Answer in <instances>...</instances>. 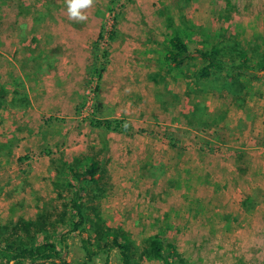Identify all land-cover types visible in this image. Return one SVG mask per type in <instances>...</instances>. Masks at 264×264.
I'll return each instance as SVG.
<instances>
[{
  "label": "rangeland",
  "instance_id": "374dc122",
  "mask_svg": "<svg viewBox=\"0 0 264 264\" xmlns=\"http://www.w3.org/2000/svg\"><path fill=\"white\" fill-rule=\"evenodd\" d=\"M86 14L70 20L66 0H0V225L45 205L59 214L69 197L60 160L87 156L105 169L102 217L136 245L158 234L185 264H264V77L241 79L240 108L226 93L193 92L200 62L179 71L163 59L167 40L190 27L191 47L214 44L223 28L263 52L264 0H95ZM113 24L116 39L100 44L107 67L90 83L93 44ZM56 96L66 110L46 114ZM195 104L215 127L195 125ZM68 244L65 262L50 264H80L78 239Z\"/></svg>",
  "mask_w": 264,
  "mask_h": 264
},
{
  "label": "trees",
  "instance_id": "16d2710c",
  "mask_svg": "<svg viewBox=\"0 0 264 264\" xmlns=\"http://www.w3.org/2000/svg\"><path fill=\"white\" fill-rule=\"evenodd\" d=\"M116 6L117 1H111L108 7L115 20L119 16V13L114 12ZM114 24L109 32H105L102 26L93 44V62L86 72L90 83L99 82L107 67L109 53L106 49L101 50L100 44L105 34L109 42L116 39ZM192 30L191 27L179 29L167 40L164 61L179 71L185 68L187 71L190 61L200 62L201 65L191 73L193 92L201 89L223 92L241 108L249 93L247 82L241 79L245 76L250 81L252 78L264 77V74L259 76V73L264 72V51L242 47L234 34L223 28L215 34L214 44L191 47L189 41L194 36ZM157 99L160 102L161 99ZM2 101L0 95V106ZM197 105L192 106L193 115L197 116L195 125L202 130L210 129L215 121H208V114H204ZM199 114L206 117L205 121L200 120ZM103 124L112 132L128 131L117 120H107ZM89 125L97 127L100 123L91 120ZM7 141L3 142L2 147H8ZM170 145L175 147L172 143ZM44 155H50V152L44 151ZM81 158L78 161L77 158L66 161L63 157L60 160L62 168L57 167L58 178L62 180L60 188L69 194L59 214L54 216L55 209L45 205L33 220L18 219L0 225V264L64 263V254L69 249L68 240L72 237L78 239L82 253L80 264H144V260L157 261L158 264H185L174 245L163 236L155 234L138 246L121 225H113L111 218L105 220L102 217L99 203L106 197L107 187L103 183L105 169L93 158ZM62 171L65 176H61ZM57 198L62 199L61 192ZM111 211V217L116 215L115 209ZM59 226L62 230H59Z\"/></svg>",
  "mask_w": 264,
  "mask_h": 264
},
{
  "label": "clouds",
  "instance_id": "9594fccd",
  "mask_svg": "<svg viewBox=\"0 0 264 264\" xmlns=\"http://www.w3.org/2000/svg\"><path fill=\"white\" fill-rule=\"evenodd\" d=\"M95 0H66L68 18L77 23L87 21V10L92 8Z\"/></svg>",
  "mask_w": 264,
  "mask_h": 264
},
{
  "label": "crops",
  "instance_id": "0c3cea01",
  "mask_svg": "<svg viewBox=\"0 0 264 264\" xmlns=\"http://www.w3.org/2000/svg\"><path fill=\"white\" fill-rule=\"evenodd\" d=\"M50 102H47V106L44 108V112H46V114L52 113V112L53 114L61 113V112H64L67 108L66 102H64V100L59 96H56L55 98H50ZM46 109H49V110H46Z\"/></svg>",
  "mask_w": 264,
  "mask_h": 264
}]
</instances>
